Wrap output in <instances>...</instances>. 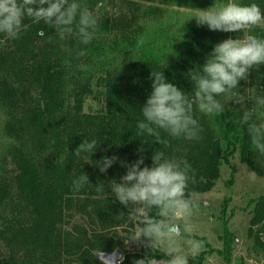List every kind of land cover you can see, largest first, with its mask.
Masks as SVG:
<instances>
[{
  "label": "trees",
  "instance_id": "obj_1",
  "mask_svg": "<svg viewBox=\"0 0 264 264\" xmlns=\"http://www.w3.org/2000/svg\"><path fill=\"white\" fill-rule=\"evenodd\" d=\"M135 1L121 0L118 13L109 15L103 0H75L86 5L98 22L87 45L80 43L75 26L60 39L53 26L28 18L19 39L0 33V264H102L97 255L116 250L124 253L120 264L167 259L161 251L130 253L125 247L135 235V220L129 216L135 206L122 205L111 191V182L119 183L127 172L120 161L131 164L143 156L141 167H151L157 150L186 160L191 165L190 195L211 190L220 178L219 167L236 152L252 172L264 176L257 162L260 157L264 160V154L253 150L247 125L235 110L210 116L194 105V118L203 129L200 140L161 131L168 141L163 145L151 137L144 142L145 137L137 135L136 123L152 92V71L163 72L191 98L195 84L190 72L202 68L216 44L237 39L238 32L212 31L207 25L198 26L195 15L179 11L209 8L216 0H162L177 9L170 15H163L168 10L160 8L142 11ZM236 2H254L264 11V0ZM141 19H167V28L149 34L139 25ZM256 35L264 32L257 30ZM79 50L86 55L77 58ZM263 67L255 66L238 83L246 84L257 73L258 84L264 87ZM93 84L104 94L101 109L88 114L84 105L87 97H95ZM85 139H96L98 147L94 153L77 156L75 150ZM112 156L119 159L106 173L100 172L102 159ZM83 173L90 183L74 192L72 180ZM101 183L104 191L97 192ZM253 204L249 252L262 256L259 264H264V195ZM78 217L80 222H74ZM221 241L217 253L231 264L236 239L227 227ZM205 258L203 252L188 264H204Z\"/></svg>",
  "mask_w": 264,
  "mask_h": 264
},
{
  "label": "clouds",
  "instance_id": "obj_2",
  "mask_svg": "<svg viewBox=\"0 0 264 264\" xmlns=\"http://www.w3.org/2000/svg\"><path fill=\"white\" fill-rule=\"evenodd\" d=\"M25 18L53 26L60 39L71 34L75 26L83 45L94 39L98 26L88 7L75 0H0V33L9 39H19L27 29ZM194 18L198 26L207 25L212 31L243 32L245 35L216 44L202 68L190 72L195 84L191 98L168 82L163 72L152 71V92L142 108V119L136 123L137 135L145 137L144 142L151 137L154 142L167 145L161 131L174 138L200 140L203 129L194 118L193 106L210 116L221 115L225 105L219 97L227 96L243 102L244 97L237 91L238 82L246 80L255 66L264 65V36L250 34L255 26H264V11L258 4L244 5L227 0L219 6L197 9ZM44 34L42 29L39 35ZM76 55L77 58L83 57L86 52L79 50ZM81 68L88 70L86 65ZM255 104L264 108V96H257ZM254 114V109L245 110L242 123L247 125L254 149L264 154V123L254 122ZM98 144L96 139H85L75 153L77 156L82 152L94 153ZM118 159L117 156L104 157L99 164L100 172L106 173ZM120 163L127 172L119 183L111 182V191L122 205L135 206L129 213L137 221L131 240L146 238L150 247H162L168 257L159 261L140 259L135 264H188L189 252L195 255L203 248V241L189 238L184 241L186 251L178 239L182 231H193L191 220L198 208L187 192L191 165L186 160L169 158L160 150L152 156L151 167H141L143 156L131 164ZM255 176V171L249 173L251 179ZM87 183H90L88 176L83 173L72 180V190L79 192ZM96 191H104L102 183L96 186ZM153 209L155 215H152Z\"/></svg>",
  "mask_w": 264,
  "mask_h": 264
},
{
  "label": "rangeland",
  "instance_id": "obj_3",
  "mask_svg": "<svg viewBox=\"0 0 264 264\" xmlns=\"http://www.w3.org/2000/svg\"><path fill=\"white\" fill-rule=\"evenodd\" d=\"M120 1L121 0H103V7L106 13L109 15L117 14L119 11L117 8L118 5L121 7ZM236 1L237 0H235V2ZM113 2L114 4L112 5ZM135 2L139 4L142 11L143 9L147 10L151 8H160L165 11L168 10V13L163 15H170L177 10L175 7H171L170 5H164L162 0H136ZM226 2V0H216V3L211 6H219ZM179 11L183 14L190 13L195 15L197 8L180 9ZM165 21H150V19H141L139 25L147 28L149 34H152L158 30L159 27L167 28V19H165ZM257 30L264 32V26H255L250 30V34H256ZM244 35L245 33L238 32L237 37L243 38ZM163 41V48L167 55V38ZM156 50L159 52L157 47ZM261 71H264V67ZM259 80V75L256 73V75L248 80L246 84L238 83L237 91L240 96L244 97L243 102L235 99L231 100L226 96L221 100V102L225 105V111L235 110L243 115L245 110L250 111L251 109H254L255 114L253 121L256 123H264V108L255 104V98L257 96H264V87L258 84L260 82ZM94 92L95 97H87L88 99L84 105L85 113L95 114L101 109L104 90L94 85ZM253 150L257 151L254 147ZM257 162L261 169L264 170V160L260 157V160L258 159ZM250 172H252L251 168L247 164L243 163L240 153L236 152L229 158L228 163H223L219 167L218 173L220 178L215 182V185L211 190L205 193H192L191 197L198 205V208L194 211L191 220L193 231L191 233H184L182 231V236L178 239L186 251L187 245L184 241L189 238L203 241V248L195 255L189 252L188 263L195 257L205 252L206 258L204 264H226L222 257L217 253V251L223 246L221 237L224 234L226 227L236 239L235 253L231 264H240L242 262L250 264L261 263L262 256L257 253L249 252L251 243L249 242L248 231L254 214L253 202L260 196L264 195V176L256 175L255 179H251L249 177ZM76 219L77 220L74 222H80L79 217ZM136 225L137 221L135 220L134 233ZM120 234L127 238V234L123 232ZM134 246H137V251L141 252L145 250L163 252L162 247H150L148 240L143 237L136 241L128 239L125 243V247Z\"/></svg>",
  "mask_w": 264,
  "mask_h": 264
},
{
  "label": "water",
  "instance_id": "obj_4",
  "mask_svg": "<svg viewBox=\"0 0 264 264\" xmlns=\"http://www.w3.org/2000/svg\"><path fill=\"white\" fill-rule=\"evenodd\" d=\"M128 252L135 253L137 252V246L129 247ZM124 258V253L121 250H116L113 253H99L97 255V260L102 264H120Z\"/></svg>",
  "mask_w": 264,
  "mask_h": 264
}]
</instances>
